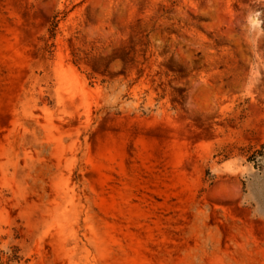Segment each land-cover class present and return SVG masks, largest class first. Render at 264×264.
Masks as SVG:
<instances>
[{"label":"rangeland","instance_id":"374dc122","mask_svg":"<svg viewBox=\"0 0 264 264\" xmlns=\"http://www.w3.org/2000/svg\"><path fill=\"white\" fill-rule=\"evenodd\" d=\"M262 143L264 0H0V264H264Z\"/></svg>","mask_w":264,"mask_h":264},{"label":"trees","instance_id":"16d2710c","mask_svg":"<svg viewBox=\"0 0 264 264\" xmlns=\"http://www.w3.org/2000/svg\"><path fill=\"white\" fill-rule=\"evenodd\" d=\"M245 151V149H243ZM247 163L252 165L256 171V175L264 179V143L258 147H251L245 151Z\"/></svg>","mask_w":264,"mask_h":264}]
</instances>
